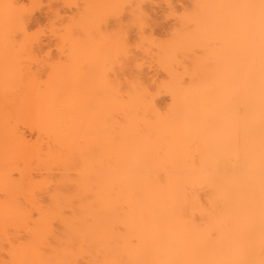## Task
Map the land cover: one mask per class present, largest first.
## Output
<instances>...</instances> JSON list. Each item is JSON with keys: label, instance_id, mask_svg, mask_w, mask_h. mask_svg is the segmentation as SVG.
<instances>
[{"label": "bare ground", "instance_id": "bare-ground-1", "mask_svg": "<svg viewBox=\"0 0 264 264\" xmlns=\"http://www.w3.org/2000/svg\"><path fill=\"white\" fill-rule=\"evenodd\" d=\"M117 1L57 31L58 86L0 73V264H264L261 0Z\"/></svg>", "mask_w": 264, "mask_h": 264}, {"label": "rangeland", "instance_id": "rangeland-1", "mask_svg": "<svg viewBox=\"0 0 264 264\" xmlns=\"http://www.w3.org/2000/svg\"><path fill=\"white\" fill-rule=\"evenodd\" d=\"M87 1L88 0H7V1L2 0L3 2L1 4L2 6L3 5L5 6L6 4H7L6 6L8 5L15 6V8L17 6L16 11L18 13H15L16 15L14 19L15 23L13 21L12 23L13 25H11L10 30L7 31L8 34L6 33V38L4 37V40L7 41L8 43H3V44L0 43L1 45L0 47V73L3 74V72L13 73V72L22 71L24 73L25 72L30 73L32 76L35 75L36 76L35 78H39L38 83L41 87L45 85L53 86V87L58 86L60 84V81H59L60 79L58 76L55 75V72H53L52 70L54 68L55 69L66 68V66H69V60L74 61V58H72L71 55H66L65 52L61 51L60 49L61 45L60 43H57V42H60L58 38L59 32L60 34H62L65 26H68L71 23V21L75 23V21L79 18V16H81V15L76 16L77 12L79 13L80 9L85 8V5L88 4ZM113 1H114V3L112 2L113 5L111 2L108 5H106L105 3H103V0L102 1L98 0L97 4L99 5L98 7L100 9L98 11L99 14H97L98 16L97 18L99 21L97 20V18H95L97 21H94V22H96L97 24L95 23L94 27L92 28L93 32H91L92 29L90 31L91 33H93L92 36L94 35V37L98 38L104 34L103 32H104V29L106 28L105 23L107 20L104 17H103L104 20L102 19L101 11L103 14V12L105 11L103 10V7L106 8L109 5H112V6H109L111 10L113 8V10L116 11L118 9L119 2L117 0L116 1L113 0ZM177 3L176 4L178 6L181 5L180 2H177ZM19 8L20 10H18ZM159 15H160V11H159V14L157 12V15H156L157 16L156 21L159 23V25L154 27L155 28L154 32L158 38H163L164 35L166 34L165 31H167L168 29L167 27L171 24V22L161 20ZM75 17L76 18L78 17V18L76 19ZM111 22H112L111 20L110 22H108L109 30L105 29V32L108 31L112 33V32L117 31V28H116L117 24L113 22L111 23ZM115 24H116V27H115ZM24 31H25V34H23ZM57 31L59 32L57 33ZM81 34H84V31L83 33L81 32ZM25 35L27 37H24ZM129 35H130L129 41L132 42L134 36L132 35V33H129ZM28 36H29V39H28ZM55 36L57 37L58 40L56 39ZM8 40L9 41L11 40L10 43ZM23 40H25L24 43H23ZM27 40H32V42L36 40L38 41V43L40 42L39 44L41 45V48H37L38 45L36 46V44H33L32 45L33 47L31 46L32 48L29 46L28 48L25 44ZM5 45H6V48L3 49ZM60 53L61 55H59ZM99 54H100L99 56H101V53ZM79 56L81 59H85L84 57L87 58V54L85 52H81ZM68 58L70 59L68 60ZM79 64H81V62H79ZM83 65L84 67H80L82 68L80 71L86 70L85 69V67H87L85 66L86 63H83ZM100 75L104 77L103 74H99L96 80L97 83L101 82L99 81L101 79ZM73 78H74V75L70 79L71 80L70 84L74 85L75 81H73ZM81 80H82V83L80 79H78L77 83H80V85H84L83 83H85L84 81L85 79H81ZM164 98H165L164 95H160L158 97V101L163 103L166 101V98L165 99ZM24 133H25L27 140L31 142L35 140V134L33 132H30L29 130H25ZM15 176L17 177L16 174L13 175L14 178H16Z\"/></svg>", "mask_w": 264, "mask_h": 264}, {"label": "snow or ice", "instance_id": "snow-or-ice-1", "mask_svg": "<svg viewBox=\"0 0 264 264\" xmlns=\"http://www.w3.org/2000/svg\"><path fill=\"white\" fill-rule=\"evenodd\" d=\"M261 11H262V35H264V0H261Z\"/></svg>", "mask_w": 264, "mask_h": 264}]
</instances>
